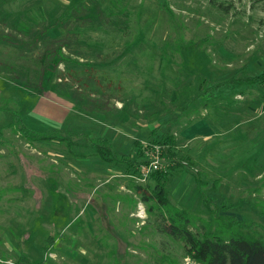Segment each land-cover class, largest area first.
Listing matches in <instances>:
<instances>
[{
  "label": "rangeland",
  "instance_id": "1",
  "mask_svg": "<svg viewBox=\"0 0 264 264\" xmlns=\"http://www.w3.org/2000/svg\"><path fill=\"white\" fill-rule=\"evenodd\" d=\"M0 2V264H200L157 196L195 230L262 232L264 86L237 82L264 72V0ZM41 98L64 127L32 113ZM19 115L64 141L25 140ZM221 117L233 136L184 137Z\"/></svg>",
  "mask_w": 264,
  "mask_h": 264
},
{
  "label": "trees",
  "instance_id": "2",
  "mask_svg": "<svg viewBox=\"0 0 264 264\" xmlns=\"http://www.w3.org/2000/svg\"><path fill=\"white\" fill-rule=\"evenodd\" d=\"M237 83L241 86H264V72L256 77L239 80ZM216 88L220 89V86ZM17 117L22 124L20 135L25 140L30 142L64 141V138L58 136L57 131L45 133L35 131L26 126L20 115ZM110 144V141L105 138L97 140L99 150L102 152L107 150L110 152L111 157H114ZM137 190L142 195L143 201L149 202L153 199L155 200V196L152 198L146 195L143 187L138 186ZM156 202L161 210H165V213H162V218L167 222V233L174 239L184 242L188 254L200 264H264V228L259 233L242 232L241 230L213 233L207 232L204 228H196L198 230L196 231L192 218L185 211L173 208L161 196L156 197ZM164 215H167V218ZM240 224L242 228H246L244 224ZM247 229L250 230V228ZM50 239H52L51 236L46 239V245ZM46 245L44 252L49 248ZM42 263V261H38L37 264Z\"/></svg>",
  "mask_w": 264,
  "mask_h": 264
},
{
  "label": "crops",
  "instance_id": "3",
  "mask_svg": "<svg viewBox=\"0 0 264 264\" xmlns=\"http://www.w3.org/2000/svg\"><path fill=\"white\" fill-rule=\"evenodd\" d=\"M1 3V2H0ZM1 7V6H0ZM2 26H3V20H0V35L1 34H4L3 31L5 29L2 30ZM6 29H8L6 27ZM6 32V31H5ZM0 42H1V39H0ZM2 44L0 43V47ZM224 91V90H222ZM234 93V92H233ZM218 97H221V96H218ZM236 98H238L237 96H235V98L233 99H230V104H228L230 106L229 109H231L230 111H234V110H237V107L239 109H241V106L242 103L240 102V104H237V105H234L235 104V101H236ZM43 98L41 99H38L37 101V105L35 107L32 108V113H34L35 115H38V116H41L43 118H47L49 119L48 121H50L51 123H54V124H59V126L61 127H64L63 125L66 123L67 119H68V116H69V112L67 111V108L66 107H63V105H48L46 104L45 102H43ZM227 104V103H226ZM234 107H236V109H234ZM219 110H225L227 109V107L225 106V103L223 104H219V107H217ZM228 109V111H229ZM260 109H264L263 107L259 106L258 108H256L257 110V117L256 119L254 118L252 120V126H256L259 124V115L261 114L259 111H261ZM255 110V111H256ZM252 114H255V111L254 110H249ZM235 116L239 115L240 112H236L234 111ZM260 113V114H259ZM224 114V112L222 113ZM238 118H241V116H237ZM222 120L221 122L224 123L223 125L224 126H218L219 128H216L214 127L210 121L206 120V119H203L202 121L200 122H196L194 123L192 126H190L188 129L185 130V132H183L184 134V137H187L188 139L190 140H195L197 138H204V139H210V138H214V137H225L227 136H233L231 133L234 131L237 130L238 128V124L235 125L234 128H232L231 126L226 130V120L221 117ZM235 121H237V118L235 119ZM189 129H192V130H189ZM34 130V129H33ZM37 131V130H35ZM60 131H64L62 129H60ZM38 132H43V131H38ZM45 133V132H44ZM126 134L125 139L124 140V137L122 136H114L112 135L110 139V141L112 143H114V141L116 140V137H121V139L123 138L122 140V144L123 145H126V146H130L131 143H130V134H127L126 132H123V134ZM234 136H236V134H234ZM120 139V140H121ZM119 143V142H118ZM114 145V144H113ZM118 151V150H117ZM119 152V151H118ZM264 160V153L260 156V160Z\"/></svg>",
  "mask_w": 264,
  "mask_h": 264
},
{
  "label": "built area",
  "instance_id": "4",
  "mask_svg": "<svg viewBox=\"0 0 264 264\" xmlns=\"http://www.w3.org/2000/svg\"><path fill=\"white\" fill-rule=\"evenodd\" d=\"M158 169H159V166H158V163L157 162L154 163V164H152V166L148 170L146 168H144L143 169V176H144V179L143 180L146 179V177L149 175V173H151L154 170H158ZM139 213H140L141 216H145V209H144L143 206L140 207Z\"/></svg>",
  "mask_w": 264,
  "mask_h": 264
}]
</instances>
